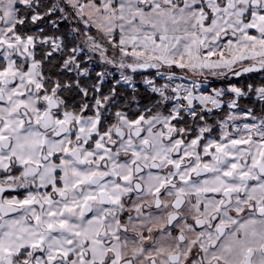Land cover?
Segmentation results:
<instances>
[{"label": "snow or ice", "instance_id": "6c2138e0", "mask_svg": "<svg viewBox=\"0 0 264 264\" xmlns=\"http://www.w3.org/2000/svg\"><path fill=\"white\" fill-rule=\"evenodd\" d=\"M0 264H264V0H0Z\"/></svg>", "mask_w": 264, "mask_h": 264}]
</instances>
